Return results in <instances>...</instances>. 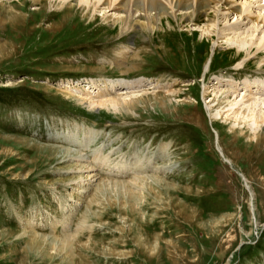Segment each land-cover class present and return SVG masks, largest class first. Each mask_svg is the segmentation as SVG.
Wrapping results in <instances>:
<instances>
[{"label":"rangeland","instance_id":"obj_1","mask_svg":"<svg viewBox=\"0 0 264 264\" xmlns=\"http://www.w3.org/2000/svg\"><path fill=\"white\" fill-rule=\"evenodd\" d=\"M68 2L0 0V264H264V143L213 92L264 83V0L132 30ZM120 80L143 100L93 107Z\"/></svg>","mask_w":264,"mask_h":264},{"label":"bare ground","instance_id":"obj_2","mask_svg":"<svg viewBox=\"0 0 264 264\" xmlns=\"http://www.w3.org/2000/svg\"><path fill=\"white\" fill-rule=\"evenodd\" d=\"M116 1L117 0H88V6H84V7H86V10L90 12L92 8L94 9L98 8L99 3L101 2L100 4L105 6V8H108L111 10L114 9L116 11L118 10L120 14L116 15L117 18H115L114 20L121 22L122 29L132 30V28L136 26H139L142 29H145V28L154 29L155 25L157 24V21L158 20L161 21L163 16L168 17L170 15H175L176 12H181L180 14L181 18H186L187 21H200L201 20L200 16L201 15L204 16L208 14L207 12L210 9L214 8L213 5L220 4L221 2H223V0H121L118 4H116ZM76 2L77 0H69L68 5H70V7L73 8V4ZM247 43L239 42L238 44L240 45L238 46L236 45V47L238 48V51L241 50L242 48H245ZM128 49L129 48L127 46L126 47L123 46L122 49L118 52L117 54L118 58L116 61V62H119L118 64L125 63V61L129 57ZM217 80L218 81L216 85L214 86L215 91L213 92L216 98L219 97V100H218L219 101V109H218L219 114H221L222 112L229 113L232 110H233L232 112L235 113V115L243 114V116L245 117L247 121L248 120L251 121L250 126H251V129L254 131L253 132L254 138L256 139V141H258L255 143L256 145L255 148L262 147L264 143V141L261 140L263 137L261 130L264 129L263 128V125H264V83L258 80V78L254 80L247 79L246 82L244 81L245 82L244 86L242 87L238 86L237 88L236 86H234L235 84H233V82L235 81L232 77L231 78H224V77L219 78L218 77ZM131 83L133 85V83L135 82H129L126 80H120V81H115V82L110 81V82H104L103 83L104 87H99L101 82L94 81V85L88 88V90L91 89L88 92H92L93 88L98 86L100 88L99 89L100 94H99V99L97 101H91L93 107L100 106V107H106V108H113L116 110V109H119L120 107H123L126 105L133 106L135 105V103L140 102V99L143 100V97H141L142 95L138 94L139 92H137L136 90L135 91L133 90V88L130 86ZM116 87H121V90L112 91L113 89H116ZM122 89H127L129 91L125 92ZM238 89H241V90L245 89V92L243 93L241 92L242 95L239 101L236 100L239 95ZM83 94L85 97L83 96L82 97L87 98V96H89L90 93L83 92ZM160 96H162L163 98H168V96L170 95L168 92L155 94V98L160 97ZM230 97H233V98L231 99ZM46 148H49L55 154L56 152L58 154L61 153L60 152L61 148H55V147H46ZM64 151L66 152V150ZM150 178L153 182L162 181V179L158 177L152 176ZM144 183L145 182H143V184ZM104 188H105L104 185L100 186L101 191Z\"/></svg>","mask_w":264,"mask_h":264}]
</instances>
